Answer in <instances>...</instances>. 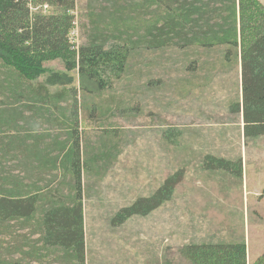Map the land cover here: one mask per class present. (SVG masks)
Here are the masks:
<instances>
[{"label": "rangeland", "instance_id": "1", "mask_svg": "<svg viewBox=\"0 0 264 264\" xmlns=\"http://www.w3.org/2000/svg\"><path fill=\"white\" fill-rule=\"evenodd\" d=\"M85 3L75 0L77 46L88 27ZM224 51L137 50L105 92L81 91L77 71L67 72L60 60L45 63L47 73L24 84L25 97L32 86L43 97L68 93V106L40 108L24 100L17 108L23 112L22 131L30 135L26 144L40 140V149L53 156L58 144L68 148L79 142L87 162L81 173L86 264H192L185 257L187 246L241 242L247 245V264H264V134L243 135L241 114L233 108L241 103L239 71L234 61L224 62ZM50 72L67 73L72 85L48 86ZM212 157L240 161L241 177L215 169ZM11 159L3 167L12 166L14 175L41 179V186L48 183L47 190L60 195L68 188L61 181L69 183V173L64 179L61 171L47 174L44 168L26 174ZM177 174L180 180L159 208L117 217ZM27 235L28 244L39 250L38 236ZM42 253L38 264H70L60 250Z\"/></svg>", "mask_w": 264, "mask_h": 264}, {"label": "trees", "instance_id": "2", "mask_svg": "<svg viewBox=\"0 0 264 264\" xmlns=\"http://www.w3.org/2000/svg\"><path fill=\"white\" fill-rule=\"evenodd\" d=\"M75 7V0H0V264H38L44 249L62 251L70 264H85L81 173L87 162L79 142L68 148L58 144L53 156L40 149V140L26 144L30 135L22 131L23 112L17 108L24 107V100L56 109V104L68 106L66 92L43 97L32 86V93L23 95L24 84L31 86L47 73V62L60 60L67 72L77 71L80 90L93 93L112 89L137 50L225 48L224 62L234 61L239 71L241 103L233 108L241 114L243 135L264 134V0H86L88 27L78 46L70 38ZM72 83L67 73L50 72L46 79L48 86ZM10 157L26 174L44 168L47 174L61 171L64 179L69 173L70 182L61 181L68 188L60 195L48 191V183L41 186V179L14 175L12 166L3 167ZM212 159L215 169L241 177L240 161ZM176 179L180 174L117 217L156 210L171 197ZM27 234L38 236L39 250L28 244ZM184 251L192 264H247L243 242L190 245Z\"/></svg>", "mask_w": 264, "mask_h": 264}, {"label": "built area", "instance_id": "3", "mask_svg": "<svg viewBox=\"0 0 264 264\" xmlns=\"http://www.w3.org/2000/svg\"><path fill=\"white\" fill-rule=\"evenodd\" d=\"M31 8V7H30ZM32 10H35L33 8H31ZM44 10H46V6L43 7ZM76 24V23H75ZM75 30V28L71 31L70 33V38H71V42L74 41V39H72V32Z\"/></svg>", "mask_w": 264, "mask_h": 264}, {"label": "crops", "instance_id": "4", "mask_svg": "<svg viewBox=\"0 0 264 264\" xmlns=\"http://www.w3.org/2000/svg\"><path fill=\"white\" fill-rule=\"evenodd\" d=\"M44 107V105H42L40 108ZM232 162V161H231ZM84 239H85V245L87 246V243H86V236H85V230H84ZM247 246V245H246ZM8 261V259H7ZM85 264H86V257H85ZM87 264H88V261H87Z\"/></svg>", "mask_w": 264, "mask_h": 264}]
</instances>
